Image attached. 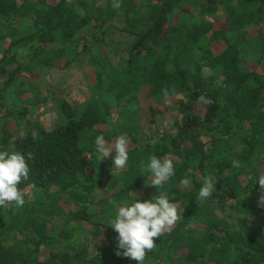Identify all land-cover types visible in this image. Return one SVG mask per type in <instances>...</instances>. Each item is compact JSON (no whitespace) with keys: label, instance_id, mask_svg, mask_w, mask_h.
<instances>
[{"label":"trees","instance_id":"trees-1","mask_svg":"<svg viewBox=\"0 0 264 264\" xmlns=\"http://www.w3.org/2000/svg\"><path fill=\"white\" fill-rule=\"evenodd\" d=\"M219 11L225 20L203 18ZM117 33L128 57L109 46ZM0 53V151L23 153L30 168L18 185L24 205L0 208V264H138L116 255L110 221L134 193L143 201L159 191L180 219L144 264H264V0H0ZM84 55L87 101L59 97L54 128L33 119L56 95L22 100L23 75L68 70ZM171 113L167 131L156 117ZM101 134L110 145L130 138L124 169L97 158ZM152 156L176 170L159 191L146 186ZM207 177L215 190L199 201Z\"/></svg>","mask_w":264,"mask_h":264},{"label":"clouds","instance_id":"clouds-1","mask_svg":"<svg viewBox=\"0 0 264 264\" xmlns=\"http://www.w3.org/2000/svg\"><path fill=\"white\" fill-rule=\"evenodd\" d=\"M113 7L119 8L120 4L115 2ZM163 95L165 100L169 98L167 88L163 89ZM200 100L204 101V97H200ZM130 143L127 134L117 136L112 145L106 141L104 135H97L94 141L97 158L102 161L112 157L113 169H124L129 161ZM233 166L239 167V162L233 161ZM143 171L150 174L146 186L155 187L158 191L176 172L172 159L156 156L148 159L143 165ZM29 173L30 168L23 153L0 151V208L9 204L17 207L24 205L25 200L18 185L29 178ZM190 173L191 170L189 175L181 180L182 185H191ZM257 182L264 192V176L259 177ZM214 190L212 178H205L197 199L205 201L211 198ZM258 205L264 208V195L260 196ZM179 219L177 204L170 201L167 193L159 191L158 196L143 201L136 193V198L130 203L117 208L114 218L110 221L111 228L117 233L116 255L144 264L147 253L155 247L154 238H160L164 231L173 227Z\"/></svg>","mask_w":264,"mask_h":264},{"label":"rangeland","instance_id":"rangeland-1","mask_svg":"<svg viewBox=\"0 0 264 264\" xmlns=\"http://www.w3.org/2000/svg\"><path fill=\"white\" fill-rule=\"evenodd\" d=\"M204 19L214 22V21H222L226 19V15L222 11H219L217 14H209L203 17ZM123 37V36H122ZM121 38L119 34H115L112 36L108 43L110 42L109 46L113 50H118L119 55L121 57H128L127 52V44L121 42ZM4 47H8V43H4ZM110 48H108L109 50ZM2 58V54L0 53V59ZM81 60L79 63L74 64V66L70 69H51L46 71H36L35 74H25L23 75L24 80L17 85L16 91H23V95L20 97L22 100L30 99L31 96H35L36 93L40 92L43 97L47 96V92L51 91L56 95L55 98L50 97V103L48 106L44 104H40L36 108V112L32 114L33 119L39 120L43 125L49 128H54L59 126L61 120L58 118L60 117V111L58 109L59 97L66 98L69 102L73 103L74 105L81 104L86 102L89 97V88L91 85V78H90V65L87 64V56H81ZM16 66H11L9 69H14ZM8 78L0 75V88L4 87L5 81ZM6 91L4 93L7 96L10 102H17L20 104L19 96L10 95L9 92ZM146 89L142 91L140 94V99L142 100L144 109H149L150 107L154 106V102L152 100H148L146 98ZM9 102V103H10ZM11 104V103H10ZM31 108V105H29ZM5 113V111H4ZM145 114V123L147 124L152 120V116ZM177 114H162L156 117L157 124L161 125L167 131H173V125L175 122V118ZM13 123V121H11ZM122 170V169H118ZM138 197L142 195V193H137ZM133 197L136 198V193L133 194ZM180 213V212H179ZM85 229H90V224H85ZM169 229H166L167 231ZM164 231V232H165ZM156 238H154L155 241ZM48 253H42V257H47ZM136 262V261H135ZM138 263V262H136Z\"/></svg>","mask_w":264,"mask_h":264}]
</instances>
